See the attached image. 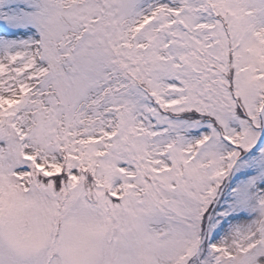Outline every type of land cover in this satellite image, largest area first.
<instances>
[{
  "label": "snow or ice",
  "instance_id": "obj_1",
  "mask_svg": "<svg viewBox=\"0 0 264 264\" xmlns=\"http://www.w3.org/2000/svg\"><path fill=\"white\" fill-rule=\"evenodd\" d=\"M0 264H264V0H0Z\"/></svg>",
  "mask_w": 264,
  "mask_h": 264
}]
</instances>
